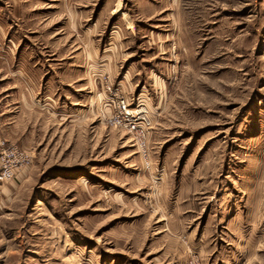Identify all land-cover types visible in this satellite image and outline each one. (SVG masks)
<instances>
[{
  "label": "rangeland",
  "instance_id": "obj_1",
  "mask_svg": "<svg viewBox=\"0 0 264 264\" xmlns=\"http://www.w3.org/2000/svg\"><path fill=\"white\" fill-rule=\"evenodd\" d=\"M0 28L32 159L0 264H264V0H0Z\"/></svg>",
  "mask_w": 264,
  "mask_h": 264
},
{
  "label": "built area",
  "instance_id": "obj_2",
  "mask_svg": "<svg viewBox=\"0 0 264 264\" xmlns=\"http://www.w3.org/2000/svg\"><path fill=\"white\" fill-rule=\"evenodd\" d=\"M118 111L123 119H126V126H129L130 131L134 132L137 140L143 144L144 132L139 129V121L143 120L144 109L140 108L131 111L128 108V104L124 100L118 102ZM141 111V112H140ZM117 122L121 124L123 120H118ZM31 155L16 146L8 145L4 143L0 144V184L11 181L16 173L27 168L31 163Z\"/></svg>",
  "mask_w": 264,
  "mask_h": 264
},
{
  "label": "crops",
  "instance_id": "obj_3",
  "mask_svg": "<svg viewBox=\"0 0 264 264\" xmlns=\"http://www.w3.org/2000/svg\"><path fill=\"white\" fill-rule=\"evenodd\" d=\"M2 29L0 28V50H1V48L3 47V42H2ZM11 43V45L13 46L14 45V42L12 41V40H8V43ZM5 52V51H4ZM12 52H13V50L11 49L10 50V52L9 53H11V55H12ZM5 54L7 55V53L5 52ZM8 75H15L16 76V73H5L4 75L2 74V78H6V77H8ZM11 77V76H10ZM12 90L13 88H6V89H3V90H1L2 92H0V93H5V92H8L9 90ZM3 135V132L0 130V137Z\"/></svg>",
  "mask_w": 264,
  "mask_h": 264
},
{
  "label": "bare ground",
  "instance_id": "obj_4",
  "mask_svg": "<svg viewBox=\"0 0 264 264\" xmlns=\"http://www.w3.org/2000/svg\"><path fill=\"white\" fill-rule=\"evenodd\" d=\"M141 112V111H140Z\"/></svg>",
  "mask_w": 264,
  "mask_h": 264
}]
</instances>
